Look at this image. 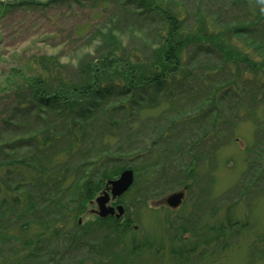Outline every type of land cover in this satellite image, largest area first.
<instances>
[{
    "label": "trees",
    "instance_id": "obj_1",
    "mask_svg": "<svg viewBox=\"0 0 264 264\" xmlns=\"http://www.w3.org/2000/svg\"><path fill=\"white\" fill-rule=\"evenodd\" d=\"M76 1L93 7L103 2ZM110 1L118 23L152 27L157 47L149 55L109 51L71 73L53 56L29 59L28 67L34 72L24 76L26 101L15 105L0 124V264L48 263L47 231L53 234L52 230H59L60 235V230H65L57 227L58 221L57 226L50 222L67 213L60 205L66 204L64 194L69 196L67 202L82 205L80 202L92 199L108 179L130 168L134 171L132 186L138 182L147 185L145 198L158 197L173 188L179 179L173 175L176 170L189 168L188 174H193L186 158L177 157V152L185 155L184 151H189L178 134L184 124L214 128L218 111L223 110L221 103L233 97L229 87L237 83V77L246 79L244 92L249 94H236L233 108L239 110L241 100L246 101L248 105L237 112L238 118H243V112L244 117L255 116L264 139V112L260 113L264 105V77L260 76H264V0ZM42 4L41 0H13L0 2V9ZM219 4L243 8L244 18L236 28L229 27L236 19L224 18L212 6ZM239 34L253 46L237 47L242 45L235 38ZM249 66L252 76L245 74L250 72ZM153 110H158L157 116H148ZM174 116L182 120H171ZM168 120L174 123L171 130H156ZM161 143L167 147L164 160L141 159L145 152L159 150L155 146ZM260 144L254 153L260 152ZM159 161L160 175L151 170ZM258 164L264 167L263 162ZM140 170L149 172L146 182ZM80 211L68 214L75 221V233L67 236L71 247L86 243L90 231L104 230L102 239L111 248L121 243L132 220L127 214L126 219L98 216L84 230L76 222ZM46 213H52L47 221ZM32 223L39 226L38 232L28 231ZM14 227L19 233L12 231ZM193 247H188L192 253ZM137 249L141 248L136 245L131 254ZM184 252L173 251L179 264L191 259Z\"/></svg>",
    "mask_w": 264,
    "mask_h": 264
},
{
    "label": "rangeland",
    "instance_id": "obj_2",
    "mask_svg": "<svg viewBox=\"0 0 264 264\" xmlns=\"http://www.w3.org/2000/svg\"><path fill=\"white\" fill-rule=\"evenodd\" d=\"M11 1L0 0L2 3ZM41 1L44 4L36 7L0 9V124L15 105L26 101L24 76L34 72L28 67L32 56H53L71 73L80 64L95 62L109 51L118 55L128 52L149 55L157 47L152 27L118 23L110 0H103L100 6L94 7L76 0ZM224 5L212 6L218 8L224 18L236 19L229 24L230 28H236L239 20L244 18L243 8ZM235 38L242 44H237L240 48L254 44L244 42L246 39L240 34ZM251 72L245 74L254 75ZM234 80L237 83L229 87L233 97L236 94L247 96L249 93L244 92L243 86L246 79L237 77ZM233 97H228L231 107L227 105L230 104L228 101L221 103L223 110L218 111L220 117L214 128L199 123L184 124L180 128L182 132L178 137L189 151H184L185 155L177 152V157L186 158L184 162L190 163L191 170L194 168L193 174H188L189 168L176 170L173 175L179 179L172 184L171 190L158 197L145 198L147 185L138 182L136 186L131 184L129 191L112 199L125 208L119 218H125L127 214L132 219L121 243L108 248L102 239L104 230H99L90 231L83 245L71 247L68 235L75 233V221L68 214L80 208L76 222L88 230L87 227L99 216L95 198L106 188L99 189L92 199L80 202L82 205H77L79 201L77 204L73 200L67 202L69 196L64 194L68 197L62 200L66 204L61 202L60 205L63 209L66 207L64 212L67 213H60L55 223L52 219L50 222L55 226L59 222L57 227L64 226L65 230H60V235L59 230H52L53 234L47 231V240L44 239L49 242L50 250V259H45L47 264H91L93 260L98 264H179L178 256L173 253L175 250H185L183 254L191 256L189 261L181 264H264V167L258 164L264 163V143H261L264 139L258 133L255 116L244 117L243 112V118H238L237 112L244 111L242 106L248 103L241 100L240 109L236 110ZM157 112H148V116H157ZM263 112L264 105L260 108V113ZM180 116L170 119L182 120ZM261 118L264 123V114ZM171 120L156 130H171L174 125ZM195 141L196 147L193 145ZM148 142L153 144L150 137ZM259 144L262 149H257L258 154L254 153ZM155 147L159 150L145 152L141 159L151 156L149 160H164L162 154L166 153V145L161 143ZM254 157L255 161H251ZM161 162L151 167L159 175ZM141 173L145 174L143 180L146 182L149 172L140 170ZM186 183L191 186L188 188ZM177 191H183L184 196L174 207L167 202V197ZM51 214L46 213V221ZM38 227L32 223L28 231L38 232ZM14 228L12 231L19 233V229ZM136 245L141 249L131 254ZM192 246L193 253L188 250ZM111 253L118 258L111 257Z\"/></svg>",
    "mask_w": 264,
    "mask_h": 264
},
{
    "label": "water",
    "instance_id": "obj_3",
    "mask_svg": "<svg viewBox=\"0 0 264 264\" xmlns=\"http://www.w3.org/2000/svg\"><path fill=\"white\" fill-rule=\"evenodd\" d=\"M134 176H133V170L130 168L125 169L122 171L120 176L116 179H110L107 182V185L111 187V193L113 197H116L118 195H121L124 193L128 188L131 186L133 182ZM184 192L183 191H177L174 193H171L167 197V202L171 206H178L183 199ZM110 199L109 193L105 191L103 194H100L96 197V202L98 203V214L101 217H105L109 214H116L117 217L121 216L124 213V207L123 205H118V213H115V207L107 205L108 200Z\"/></svg>",
    "mask_w": 264,
    "mask_h": 264
},
{
    "label": "flooded vegetation",
    "instance_id": "obj_4",
    "mask_svg": "<svg viewBox=\"0 0 264 264\" xmlns=\"http://www.w3.org/2000/svg\"><path fill=\"white\" fill-rule=\"evenodd\" d=\"M104 188H106V185H105ZM112 199H113V198L109 199L108 202H107V204H108V205H112V206H117L119 203H115ZM113 202H114V203H113ZM112 216H115V215H112Z\"/></svg>",
    "mask_w": 264,
    "mask_h": 264
},
{
    "label": "bare ground",
    "instance_id": "obj_5",
    "mask_svg": "<svg viewBox=\"0 0 264 264\" xmlns=\"http://www.w3.org/2000/svg\"><path fill=\"white\" fill-rule=\"evenodd\" d=\"M108 189V190H107ZM106 191H108V192H110L111 191V187L110 186H106ZM121 216H123V215H121ZM116 218H119V217H117V215L115 216Z\"/></svg>",
    "mask_w": 264,
    "mask_h": 264
}]
</instances>
